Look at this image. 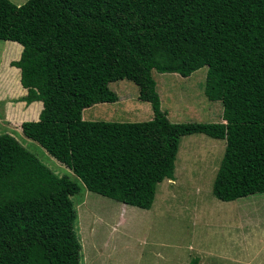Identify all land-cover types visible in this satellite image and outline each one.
Wrapping results in <instances>:
<instances>
[{"label": "trees", "instance_id": "trees-1", "mask_svg": "<svg viewBox=\"0 0 264 264\" xmlns=\"http://www.w3.org/2000/svg\"><path fill=\"white\" fill-rule=\"evenodd\" d=\"M0 40L8 41L2 60L21 46L2 71L19 87V69L21 133L76 178L57 176L0 134V264H78L77 181L149 209L184 135L224 139L216 199L264 192V0H0ZM202 66L203 93L221 103L224 122H170L151 72L185 77ZM123 78L151 118L83 120V108L117 99L107 84Z\"/></svg>", "mask_w": 264, "mask_h": 264}, {"label": "rangeland", "instance_id": "rangeland-1", "mask_svg": "<svg viewBox=\"0 0 264 264\" xmlns=\"http://www.w3.org/2000/svg\"><path fill=\"white\" fill-rule=\"evenodd\" d=\"M7 42L0 40V134L12 135L57 176L76 180L65 165L21 133L20 123L27 121L20 118L21 107L22 111L26 107L20 101L23 90L11 87L2 74L18 58L2 60ZM205 69L202 66L185 77L151 72L160 109L170 122L220 121L221 103L203 93ZM107 86L117 99L83 108V120L151 118L149 104L137 98V87L130 80H115ZM177 148L172 177L156 184L149 209L100 196L77 181L79 191L71 201L79 217L80 230L77 218L73 225L76 238L81 237L78 264H189L191 258L197 259L196 264H264V192L231 201L212 195L223 139L193 133L182 136Z\"/></svg>", "mask_w": 264, "mask_h": 264}, {"label": "crops", "instance_id": "crops-1", "mask_svg": "<svg viewBox=\"0 0 264 264\" xmlns=\"http://www.w3.org/2000/svg\"><path fill=\"white\" fill-rule=\"evenodd\" d=\"M15 43H16V42H15ZM17 44H18V43H17ZM18 47H19V51L17 52V55L19 56V53H20V50H21V46L18 44ZM13 68H14V70H16L18 86H19V88H20L21 90H23L22 93H21L22 95H21V94H20V95L23 96V95L25 94V89L22 88V87L20 86V83H19V69H18V68H15V67H13ZM17 72H18V73H17ZM20 95H19V96H20ZM21 96H20V97H21ZM22 102H23V101H22ZM38 102H39V101H38ZM23 103H24V102H23ZM39 104H40L39 107L41 108V103L39 102ZM40 108H39V110H40ZM22 109H23V107H21L20 111H22ZM39 110H38V112H39ZM37 115H38V113H37ZM37 115H36L35 119H33V120H36V119H37ZM219 122H224V121H223L222 119H220ZM181 137H182V136H181ZM181 137H180V138H181ZM215 139H216V138H215ZM179 140H180V139H179ZM223 140H224V139H223ZM178 145H179V142H178ZM177 149H178V148H177ZM230 201H231V200H230ZM228 209H229V208H228ZM228 209H227V210H228ZM221 211H222V209L219 210V212H221ZM219 212H218V213H219ZM89 229H92L91 224H90V226H89ZM107 260H108V259H107Z\"/></svg>", "mask_w": 264, "mask_h": 264}]
</instances>
